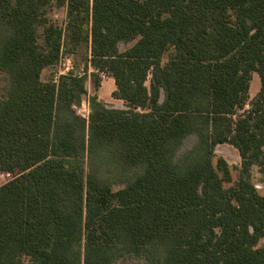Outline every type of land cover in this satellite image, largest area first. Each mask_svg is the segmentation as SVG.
I'll use <instances>...</instances> for the list:
<instances>
[{
	"label": "trees",
	"instance_id": "trees-1",
	"mask_svg": "<svg viewBox=\"0 0 264 264\" xmlns=\"http://www.w3.org/2000/svg\"><path fill=\"white\" fill-rule=\"evenodd\" d=\"M0 74V264H264V0H0Z\"/></svg>",
	"mask_w": 264,
	"mask_h": 264
},
{
	"label": "rangeland",
	"instance_id": "rangeland-1",
	"mask_svg": "<svg viewBox=\"0 0 264 264\" xmlns=\"http://www.w3.org/2000/svg\"><path fill=\"white\" fill-rule=\"evenodd\" d=\"M48 18H50L51 21L56 23L57 25L61 26L64 24L65 21V11L64 9H57L55 7L49 8L48 13H47ZM133 43L124 45L121 44L119 46L120 51H124L125 49L129 48L132 46ZM81 59L80 54L74 57L70 56H63L60 63L53 68H48L42 72L41 75V80L43 82H48L51 79H54L58 76V74H62L66 72L67 68H72L74 64L80 65L79 67L81 68ZM167 60V56L165 55L163 58V62ZM254 78L253 82L250 83V88H249V101L253 99V97L258 93L260 84H259V79L256 74L252 75V79ZM252 81V80H251ZM7 79L4 75L0 74V99L3 97L5 89L7 87ZM148 85V82L147 84ZM114 89V86L111 85V87H108V81L100 79V83L98 85V90L96 92L98 99L102 101L107 107L110 108H116V109H124L125 105L112 98V90ZM87 90L88 94H93L94 93V86L93 83L90 81L87 82ZM249 107L248 105L245 106L244 111L247 110ZM78 114H80L83 117H87L89 110L87 106V98L84 97L83 101L81 103V106L77 110ZM196 142L195 136H190L187 138L184 142V145L180 151V154L190 150L193 145ZM215 155L216 159L221 158L223 159L227 165L229 166L230 169V175H231V182L227 183L224 185L225 188H229L234 186L238 179H239V172L241 168V160L238 156L237 151L229 146V145H220L215 148ZM215 159V160H216ZM131 175H128L127 178H130ZM12 180V176L6 177V175H1L0 173V187L7 182ZM250 180L251 183L254 185L256 191L260 196L264 197V170L259 169L257 166H252L250 170ZM120 188V185L114 186L113 190H117ZM264 246V239L260 240L258 247ZM115 264H147V262L144 259L141 258H135L132 256H126L119 261H117Z\"/></svg>",
	"mask_w": 264,
	"mask_h": 264
},
{
	"label": "crops",
	"instance_id": "crops-1",
	"mask_svg": "<svg viewBox=\"0 0 264 264\" xmlns=\"http://www.w3.org/2000/svg\"><path fill=\"white\" fill-rule=\"evenodd\" d=\"M67 72V71H66ZM63 74V73H62ZM103 74V75H102ZM100 79H102V80H106V81H108V87H111V85H113L114 86V89L112 90V94L116 91V87H115V84H114V80L108 75V74H106V73H101L100 74ZM253 80H254V78L252 79V81L251 82H253ZM250 82V83H251ZM250 88V87H249ZM97 95V94H96ZM112 96V95H111ZM98 97V96H97ZM113 98V97H112ZM115 100H117V99H115ZM117 101H120V100H117ZM120 102H122L123 104H124V102L123 101H120ZM125 105V104H124ZM88 106V105H87ZM125 109V108H124Z\"/></svg>",
	"mask_w": 264,
	"mask_h": 264
},
{
	"label": "built area",
	"instance_id": "built-area-1",
	"mask_svg": "<svg viewBox=\"0 0 264 264\" xmlns=\"http://www.w3.org/2000/svg\"><path fill=\"white\" fill-rule=\"evenodd\" d=\"M71 70V68H67L66 71H69ZM103 75V74H102ZM1 175H6V177H10V174H7V173H1Z\"/></svg>",
	"mask_w": 264,
	"mask_h": 264
}]
</instances>
